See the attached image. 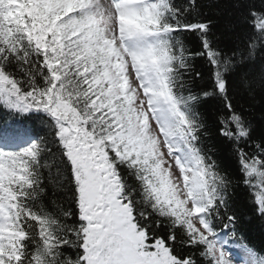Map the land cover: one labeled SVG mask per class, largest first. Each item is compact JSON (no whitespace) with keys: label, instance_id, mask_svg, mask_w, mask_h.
I'll use <instances>...</instances> for the list:
<instances>
[{"label":"snow or ice","instance_id":"6c2138e0","mask_svg":"<svg viewBox=\"0 0 264 264\" xmlns=\"http://www.w3.org/2000/svg\"><path fill=\"white\" fill-rule=\"evenodd\" d=\"M211 6L0 0V264H264L234 210L245 186L264 220V133L239 98L264 93V0H230L219 33Z\"/></svg>","mask_w":264,"mask_h":264},{"label":"trees","instance_id":"16d2710c","mask_svg":"<svg viewBox=\"0 0 264 264\" xmlns=\"http://www.w3.org/2000/svg\"><path fill=\"white\" fill-rule=\"evenodd\" d=\"M205 4H211V7H206L204 10L207 13V18L211 19L215 26L216 30L222 32L224 26L228 20V7L230 0H203ZM255 3L259 6L260 0H255ZM188 47L195 51L198 50V43L189 40ZM196 72H200L203 76V81H197V83H207L209 70L207 65L202 59H198L195 62ZM231 87L238 88L239 82H230ZM241 102L245 107H249L251 105L252 111L249 113L251 118L255 122L256 126V134L257 136L264 133V93L257 92L255 100H250L247 95L241 91V95L239 97ZM206 114L209 116L210 121L215 120V108L214 106H207L205 108ZM11 119L5 116L3 110H0V130L4 128V120ZM39 127V126H37ZM10 130V129H9ZM213 141L216 144V158L220 163L221 167L228 172L233 178H238L239 173V165L235 159L231 155V152L227 145L223 143V141L218 137V134L215 133L214 126V135ZM252 194L249 193L245 186H240L236 189V194L234 197V210L237 215L240 217L239 220V231L243 233L246 237L247 241L255 245L257 248L264 247V220L259 219L255 216L252 211V204L250 203Z\"/></svg>","mask_w":264,"mask_h":264},{"label":"rangeland","instance_id":"374dc122","mask_svg":"<svg viewBox=\"0 0 264 264\" xmlns=\"http://www.w3.org/2000/svg\"><path fill=\"white\" fill-rule=\"evenodd\" d=\"M227 251H229L231 253L229 258L234 259V260L240 259L241 254H242L240 250L233 248V247H232V250H229V248H228Z\"/></svg>","mask_w":264,"mask_h":264}]
</instances>
